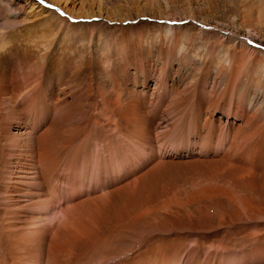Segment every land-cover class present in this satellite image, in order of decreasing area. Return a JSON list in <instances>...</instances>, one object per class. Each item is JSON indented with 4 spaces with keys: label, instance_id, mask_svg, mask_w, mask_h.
I'll return each mask as SVG.
<instances>
[{
    "label": "bare ground",
    "instance_id": "bare-ground-1",
    "mask_svg": "<svg viewBox=\"0 0 264 264\" xmlns=\"http://www.w3.org/2000/svg\"><path fill=\"white\" fill-rule=\"evenodd\" d=\"M45 1L4 0L0 16H39ZM238 7L242 27L264 31V0ZM49 16L0 22V264H264V55L252 39L203 20L200 38L229 42L204 47L182 24L132 22L97 54L60 41ZM132 70L154 71L160 90L129 91ZM168 185L183 195L176 218ZM174 218L186 245L141 237Z\"/></svg>",
    "mask_w": 264,
    "mask_h": 264
},
{
    "label": "rangeland",
    "instance_id": "rangeland-1",
    "mask_svg": "<svg viewBox=\"0 0 264 264\" xmlns=\"http://www.w3.org/2000/svg\"><path fill=\"white\" fill-rule=\"evenodd\" d=\"M157 1L159 2V4ZM45 2H46L45 3L46 5H43V7L45 8L46 11L42 15H39V16L33 15L34 12L36 13V11L39 12L40 10H42L39 8L38 5L36 6V8L32 10H30L29 6L25 5L27 6L26 11H34L31 15L28 16V18H27V15H25V13H22L17 18H14V16H11L10 18H8L7 16L3 18L4 17L3 16L1 18L0 16V22L5 27V30H13L15 28H18L21 25V21L30 22L35 19H41L43 16L48 14V16L50 15L49 22L54 24V34L56 33V35H58L57 37L59 38L60 41L61 40L62 42L66 41L73 47H80L83 49L86 48L87 50H90V49L95 50V48H97L95 50L97 54H100L101 52H103V50L105 51L109 49L110 51L112 48H114L115 36L119 33L120 30L123 29V27L125 28L128 27V24L132 22L134 23L138 22L141 25H144L145 23L154 22V24L158 26H165L166 24L169 25L173 23H176L178 26L179 24L180 25L182 24L183 34L186 36L184 37L185 41L189 38V36H195V43L197 44V46L207 47L212 43H215V44L221 43L222 46L228 47L229 42L227 41L225 42V41L216 40V38L210 37V36H207L205 38L204 37L200 38L198 36L199 27L197 24L201 23L203 20H206L205 24L208 26L207 29L213 30V32L214 30H218L220 32L229 31V32H234L235 34L237 33L238 35L242 37L251 38L254 46H252V48L250 49H253V47L257 46V49L262 52V55H264V51L262 50L264 47L259 46L260 44H263L264 42V31L261 32L260 34H258L257 32H252L250 34L246 28L242 27L241 22H240V14H239L240 9L238 7V0H213V1L212 0H181V1L180 0H172V1L171 0L170 1L169 0H163V1L155 0L154 1L155 3H153L151 7H148L146 5V2H147L146 0H145V4L143 0L142 2L141 0H85V1L76 0L74 4L72 3V1L67 2V5L69 4L68 5L69 7H74L75 11L77 12H82L86 14V12L91 13V10H92L94 11L92 13H95V14L102 13L103 14L102 16H96V17L94 16L93 18H86L85 16H80L76 18L68 14L67 11H62V9L58 5L56 4L54 5V2L52 0H46ZM61 2L66 3L65 0H61ZM127 2L128 3L132 2V3L128 4ZM131 4L134 6H132ZM167 4H169L170 8L166 6L167 7L166 9L165 5ZM208 4H212V5H211V8L208 9L205 13L197 12L196 9H199V7L205 8L206 6H208ZM231 7L233 8V11L230 10ZM5 8H6V3H4V0H0V13L2 14L7 13L5 11ZM108 10L109 12H107ZM191 12L195 13L197 20H193V18L188 17L193 14ZM112 13L113 15H111ZM59 16L61 17V21L59 20ZM62 19L64 21H69L72 24H75V26L72 27L71 24H68L62 21ZM42 25L44 27H47L45 24H42ZM101 32H102V35L100 36V40H99L100 42H99L98 36ZM60 35L63 37H61ZM254 50L256 51L255 48ZM130 73H131V77L133 78V80H131L132 83H130V81L126 83V88L129 91L135 90L137 94H143L146 92L145 89L148 87L149 94L157 93V89L154 87L157 86V88L159 89L158 84H157L158 83L157 80L159 78L156 74H154L155 73L154 71L151 74V77L142 75L141 73H137L135 70L130 71ZM178 80L179 79H174V77L170 78V81L172 84L177 83ZM144 81H146L147 86L146 84L144 85ZM134 83L136 85L133 87ZM219 115H221V113H219L218 116ZM173 186L172 187L170 185L167 186V189H166L167 196L164 199L171 200V203L169 206L173 207L172 209L175 212L174 213L175 216L173 217L176 218L178 216L177 209H176L177 201L178 199L183 197V195H181L178 191H176L175 188H173ZM203 201H206V199H204ZM207 208H208V211L212 210V207H207ZM227 209L224 208L225 211H227ZM212 214L213 213H211L210 215ZM186 224L187 223H185L184 221H180V219L179 220L175 219L174 225L173 223L171 224L172 226L171 225L169 226V224L167 223L165 224L168 226V227L165 226V228L169 229L170 231L166 230L163 226H161L160 227L161 229L158 232H153V228H152L153 225L145 224V226L142 225L140 227L141 229L139 230L142 233H140V231L139 233L141 234V237L154 236V238L155 237L159 238V237L165 236L172 240H176V241L178 240V242L184 244V242L185 243L187 242L186 236L188 235V233H186L188 224L187 225ZM183 225H184V228H183ZM149 226H150V229H149ZM162 228H163V231H161ZM183 229H185V231ZM146 230L148 232H146ZM181 234L183 235L185 234V236H182ZM126 237H127V241L125 242V246L131 247L133 244V240L131 238L134 239V235L129 233L128 235H126ZM160 239L164 240V238H160Z\"/></svg>",
    "mask_w": 264,
    "mask_h": 264
},
{
    "label": "snow or ice",
    "instance_id": "snow-or-ice-1",
    "mask_svg": "<svg viewBox=\"0 0 264 264\" xmlns=\"http://www.w3.org/2000/svg\"><path fill=\"white\" fill-rule=\"evenodd\" d=\"M44 2V0H40V3H43Z\"/></svg>",
    "mask_w": 264,
    "mask_h": 264
}]
</instances>
